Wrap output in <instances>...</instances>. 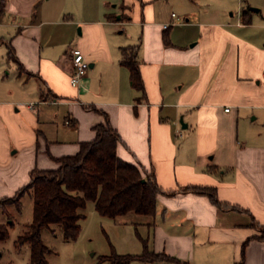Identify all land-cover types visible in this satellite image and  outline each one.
Listing matches in <instances>:
<instances>
[{
    "label": "crops",
    "instance_id": "0c3cea01",
    "mask_svg": "<svg viewBox=\"0 0 264 264\" xmlns=\"http://www.w3.org/2000/svg\"><path fill=\"white\" fill-rule=\"evenodd\" d=\"M12 26L14 88L0 96V134L8 140L7 123L29 153L1 193L20 190L34 169L58 168L107 116L121 137L117 155L173 193L132 224L145 229L143 250L146 241L188 264H264V0H66ZM72 46L90 63L79 87L70 84ZM128 46L144 92L121 63Z\"/></svg>",
    "mask_w": 264,
    "mask_h": 264
},
{
    "label": "trees",
    "instance_id": "16d2710c",
    "mask_svg": "<svg viewBox=\"0 0 264 264\" xmlns=\"http://www.w3.org/2000/svg\"><path fill=\"white\" fill-rule=\"evenodd\" d=\"M121 63L130 70L133 87L144 92L137 47H123ZM94 130L95 139L81 143L77 154L57 159L58 168L32 170L29 183L18 190L15 196L0 199V208H5L12 203L19 205L27 192L34 198L33 220L27 226V231L18 238L19 246H30V264H49L47 255L52 251L43 242V229L61 225L66 240L78 238L80 221L84 217L82 210L89 201L95 203L97 212L103 217L116 219L130 214L153 217L157 209V196L160 193L173 194L163 191L154 175L143 174L139 166L126 162L117 155L121 137L111 126L107 116L105 122L96 125ZM191 190L208 193L220 208H232L219 203L212 191L200 188ZM8 237L9 224H0V242ZM248 242L249 240L243 244L241 262ZM143 244L141 254L114 253L102 257V261H109L111 264H130L136 260L188 264L166 253L150 250L146 241Z\"/></svg>",
    "mask_w": 264,
    "mask_h": 264
},
{
    "label": "rangeland",
    "instance_id": "374dc122",
    "mask_svg": "<svg viewBox=\"0 0 264 264\" xmlns=\"http://www.w3.org/2000/svg\"><path fill=\"white\" fill-rule=\"evenodd\" d=\"M65 1L0 0V23L3 24H0V96L1 94L6 97L11 95L14 88L13 74L16 66L8 55L11 51L9 43L12 41L16 28L11 27V24L38 22L43 10L62 8ZM173 11L179 13L175 8ZM78 28L79 26L77 31ZM56 122L62 126L63 117H60ZM4 129H7L8 140L3 138L5 134H0V142H2L0 144V186L6 185L10 181L7 178L10 171L16 165L20 166L27 160L29 153L27 143H23L25 140L16 145L14 137L9 135L10 130L7 123ZM15 136L17 140L21 139L16 134ZM24 145L27 148L24 147L22 151H19L18 146L23 147ZM13 182L9 183L13 184ZM22 186L24 187L21 185L19 189ZM17 190L18 188H15L5 191V193L0 191V194H4V197H13ZM33 207L34 198L27 192L22 196L19 205L12 203L6 205L5 208H0V224H9V237L0 242V264H30V246L29 244L19 246L18 238L27 231V226L33 220ZM82 213L84 217L80 221L81 230L76 240H66L61 225H52L42 230L43 242L52 251L47 255L49 264H111L109 261H102V257L111 256L114 253L119 255L139 254L143 251L140 237H146L145 229H137L132 224L147 217L130 214L126 217L130 223L128 225L120 224L121 218L113 219L101 216L92 201L87 202ZM149 244L152 248L151 243ZM133 264L142 263L133 262Z\"/></svg>",
    "mask_w": 264,
    "mask_h": 264
},
{
    "label": "built area",
    "instance_id": "2783aa9c",
    "mask_svg": "<svg viewBox=\"0 0 264 264\" xmlns=\"http://www.w3.org/2000/svg\"><path fill=\"white\" fill-rule=\"evenodd\" d=\"M175 16V14H172ZM169 24L165 25V28H168ZM71 61H72V72L70 76V84L73 87H79L87 74V71L90 67L89 61L86 59L85 55L76 46H72L70 50ZM30 107H33L34 104L30 103ZM226 111H229V108H226Z\"/></svg>",
    "mask_w": 264,
    "mask_h": 264
},
{
    "label": "water",
    "instance_id": "95a60500",
    "mask_svg": "<svg viewBox=\"0 0 264 264\" xmlns=\"http://www.w3.org/2000/svg\"><path fill=\"white\" fill-rule=\"evenodd\" d=\"M253 10H254V11H258L259 9H257V8H253ZM143 181H144V180H143Z\"/></svg>",
    "mask_w": 264,
    "mask_h": 264
}]
</instances>
